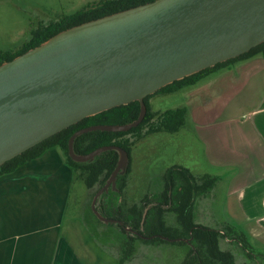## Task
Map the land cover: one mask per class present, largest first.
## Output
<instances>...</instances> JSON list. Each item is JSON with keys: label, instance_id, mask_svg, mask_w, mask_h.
<instances>
[{"label": "water", "instance_id": "obj_1", "mask_svg": "<svg viewBox=\"0 0 264 264\" xmlns=\"http://www.w3.org/2000/svg\"><path fill=\"white\" fill-rule=\"evenodd\" d=\"M262 42L264 0H154L61 31L0 65V166L86 117L138 100L141 113L134 122L91 125L69 140L76 161L119 151L92 210L104 222L123 224L97 206L104 192L118 191L127 151L105 145L78 155L76 137L137 127L146 116V96Z\"/></svg>", "mask_w": 264, "mask_h": 264}, {"label": "crops", "instance_id": "obj_2", "mask_svg": "<svg viewBox=\"0 0 264 264\" xmlns=\"http://www.w3.org/2000/svg\"><path fill=\"white\" fill-rule=\"evenodd\" d=\"M178 92L180 106L189 110L186 126L202 145L211 169L204 175L217 177L204 197L225 184L224 215L211 206L212 220L202 216L201 199L196 203L201 218L197 223L222 231L241 229L257 252L247 250L246 258L264 264V53ZM76 179L58 147L0 176V264H105L107 259L97 253L104 245L94 235L104 233L110 223L87 211L80 214H85V222L67 216ZM111 192L117 203V191ZM111 200L110 195L102 199L108 204ZM123 238L114 260L132 264L135 253L121 262ZM240 246L235 238L221 240V247L234 253L236 264Z\"/></svg>", "mask_w": 264, "mask_h": 264}, {"label": "trees", "instance_id": "obj_3", "mask_svg": "<svg viewBox=\"0 0 264 264\" xmlns=\"http://www.w3.org/2000/svg\"><path fill=\"white\" fill-rule=\"evenodd\" d=\"M151 1L154 0H100L89 4L59 20L51 21L36 28L30 39L17 50L0 52V65L31 48L41 45L61 31ZM263 53L264 42L237 57L175 80L153 94L146 96V116L137 127L128 131L94 130L76 137L74 151L78 155L88 154L105 145L120 146L128 153V166L117 177V203L113 200L114 196L109 204L99 201L100 203L97 206L102 215L123 222V224L117 223L123 234L127 235L121 258L122 263L134 253L136 239H143L147 243L169 241L186 245L188 252L180 264H236L234 253L221 247V240L225 237L235 238L236 242L250 252L251 245L247 241L246 233L241 229L227 227L222 231L198 224L195 221L194 208L196 200L200 195H205L212 189L217 182V177L204 175L199 178L189 168L177 164L167 169L164 175V188L154 200L146 199L147 201L142 202L141 205L136 203L126 207L123 194L131 171L133 147L140 140L154 133L179 132L187 125L189 119V110L186 106L157 111L151 104V98L157 94H171L193 86L238 61ZM140 113L141 103L137 100L86 117L1 165L0 176L13 172L28 161L40 157L46 151L58 147L62 150L66 163L74 172L76 178L81 179L89 189H95L96 194L98 189L104 186L111 177L112 172L118 165L120 153L117 149H109L96 155L93 160L76 161L69 154L71 136L78 130L91 125L129 124L138 119ZM111 191L110 189L108 192H104L102 197L111 195ZM145 207L147 208L144 209ZM91 212L97 218L92 207ZM167 212L176 213L178 221L176 226L168 224ZM127 227L131 229L129 232L126 230ZM161 236L177 240L171 241Z\"/></svg>", "mask_w": 264, "mask_h": 264}, {"label": "rangeland", "instance_id": "obj_4", "mask_svg": "<svg viewBox=\"0 0 264 264\" xmlns=\"http://www.w3.org/2000/svg\"><path fill=\"white\" fill-rule=\"evenodd\" d=\"M98 1L100 0H0V52L17 50L30 39L36 28ZM152 99L153 108L164 111L180 106L182 94L179 92L169 95L157 94L151 98V101ZM177 164L188 167L199 178L211 172L205 161L203 147L190 126H185L176 133L158 132L140 140L133 147L131 171L123 194L125 206L136 203L141 205L144 201L154 200L164 188V175L167 169ZM224 185L221 184L218 190L209 193L206 197L204 196L208 192L197 198L196 203L201 199L205 203L202 216L212 220L211 206L217 211L216 214L224 215ZM94 194L95 189H89L81 179H76L68 218L74 217L85 222V214L80 215L83 211L84 213L87 211L93 217L90 211ZM114 195L110 196L114 197ZM103 197L100 198V202ZM196 203L194 214L197 222L201 218L196 213L198 208ZM166 219L169 225L176 226L178 223L175 212H167ZM119 227L117 223H110L104 233L94 235L104 245V249L102 247L101 252L98 250L97 253L102 260L107 259L105 264H116L114 259L119 252L116 247L121 244L120 240L124 239L123 236H127ZM134 245L137 260L132 264H180L188 252L186 245L169 241L147 243L143 239H136ZM236 251L240 264H243V260L248 261L246 255L250 254L247 250L240 246ZM250 251L257 253L252 247ZM248 264L257 263L249 260Z\"/></svg>", "mask_w": 264, "mask_h": 264}]
</instances>
